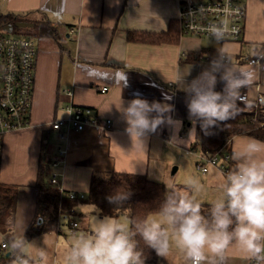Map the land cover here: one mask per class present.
<instances>
[{"label":"crops","instance_id":"1","mask_svg":"<svg viewBox=\"0 0 264 264\" xmlns=\"http://www.w3.org/2000/svg\"><path fill=\"white\" fill-rule=\"evenodd\" d=\"M177 12L176 0H0V16L43 19L54 25L58 34V39L40 37L35 41L37 55L30 125L24 130L9 132L3 138L0 185L15 188L16 199L12 217L0 226V255L9 250V247L1 249L2 243L9 245L8 236L21 234V211L25 217L23 235L34 216L40 158H43L41 163L47 165L43 180L48 185L49 173L53 170L48 164L60 161L54 170L66 194L76 192L87 196L91 177L111 172L143 174L149 180L164 185L171 182L183 189L180 181L172 178L180 170L179 157L192 159V155L197 157L199 152L191 149L195 138L189 140V130L193 125L188 117L186 93L177 84L176 76L187 74L185 82H190L208 66L216 50L223 49L233 67L254 73L252 84L241 90L249 102L253 103L259 95L264 97V0H247L243 35L237 42L225 41L204 47L200 42L204 38L181 36L180 32L176 44H148L127 39L128 32L166 31L171 21L177 22ZM194 52L204 54L197 61H192L191 56L186 61L187 54ZM259 52L263 54L259 64L245 61V57L254 58ZM103 87L107 88L105 93L100 91ZM222 87L218 79L215 90L221 91ZM134 98L173 106L172 112L167 114L173 123L149 133L144 140V150L136 143V137L131 138L125 131L127 125L117 110L120 101L127 106ZM69 104L92 108L100 121L108 119L112 127L105 132L91 127L80 132L64 128V138L60 139L50 128V122L66 118L65 108ZM248 139L252 138H232L227 151L231 155L237 144ZM59 148L65 151L63 158L58 156ZM230 163L232 169L233 161ZM172 165H176L173 174L170 173ZM209 172L201 173L203 191L196 194L197 199L206 204L216 197L215 186L219 176L223 177L214 168ZM73 210L74 213L64 219L66 223L61 221L57 231L28 240L47 249L49 264H62L57 253L59 250L64 253L72 238L61 235L76 232L69 234L63 224L76 218L77 229L87 232L91 216L98 214L94 207L84 204ZM26 251L35 254L31 247ZM228 256V264H253L242 259L235 249H229ZM154 264H183V260L173 251L166 259L157 256Z\"/></svg>","mask_w":264,"mask_h":264},{"label":"clouds","instance_id":"2","mask_svg":"<svg viewBox=\"0 0 264 264\" xmlns=\"http://www.w3.org/2000/svg\"><path fill=\"white\" fill-rule=\"evenodd\" d=\"M207 32L211 42H224L228 21L210 24ZM216 53L190 82H185L187 74L176 76L177 84L186 93L188 117L193 125L189 140L196 138L197 123L205 135H211L213 128L234 119L240 111L238 101L243 99L241 90L254 79L250 69L233 67L223 49ZM218 79L223 83L221 91L215 90ZM117 110L127 125L125 131L131 138L136 137L142 150L149 133L173 123L167 115L173 106L168 103L134 98L127 106L120 101ZM231 160L234 167L215 186L216 197L207 214L197 199L196 194L203 191L198 179L187 178L183 189L170 182L165 184L163 199L153 215L130 219L128 223L113 216L93 215L89 230L73 235L62 264H145L139 241L165 259L175 251L183 264H228L229 249H235L242 259L253 264H264V141L252 138L237 144ZM130 195L117 191L106 199L111 205L123 206ZM21 214V234L8 245L12 264H49L47 249L24 238L25 217L22 211ZM28 247L34 249V255L26 251Z\"/></svg>","mask_w":264,"mask_h":264},{"label":"trees","instance_id":"3","mask_svg":"<svg viewBox=\"0 0 264 264\" xmlns=\"http://www.w3.org/2000/svg\"><path fill=\"white\" fill-rule=\"evenodd\" d=\"M28 21L33 23L37 28V36L53 37L58 39L57 29L48 21H34L18 16L4 15L0 16V24L3 26L14 25L19 21ZM16 29L13 27V30ZM127 39L148 44H176L179 40L178 23L173 20L169 23L166 31L162 32H128ZM203 52L188 53L186 61L191 56L192 61H197L203 56ZM209 54V53H208ZM239 114L225 124H221L219 128H213V134L205 135L199 124L195 126L196 138L191 149H196L200 153L214 154L226 141H231L236 136H247L256 140L264 141V113L254 109V104L248 102L246 104L239 103ZM250 109L251 112L244 111ZM43 158H40L38 167V178L36 188L38 195L36 199V208L34 216L24 233V238L29 239L48 232H55L60 227L61 221L68 219L71 214L70 210L75 206L84 204L92 205L98 214L101 216L108 215L118 218L125 216L128 221L140 219L155 212L159 208V204L165 193V185L160 182L149 180L143 174H125L111 172L104 176L94 175L91 177L89 189L85 199H69L67 194L60 192L46 184L43 180L47 165L41 163ZM50 168V162L48 164ZM177 188H180L177 186ZM117 191H127L131 193L130 198L123 206H114L108 203L106 197L114 194ZM16 199L15 188L0 185V226H4L7 218H11L14 202ZM209 204L202 203V211L207 214ZM38 217L42 219H38ZM69 224V221H67ZM8 241L14 237L9 235ZM139 240V238L137 237ZM139 247L142 249L146 257L145 264H154L157 260L155 252L139 241ZM0 264H12V257L9 250L0 255Z\"/></svg>","mask_w":264,"mask_h":264},{"label":"built area","instance_id":"4","mask_svg":"<svg viewBox=\"0 0 264 264\" xmlns=\"http://www.w3.org/2000/svg\"><path fill=\"white\" fill-rule=\"evenodd\" d=\"M246 2L247 0H176L178 8L176 19L179 32L181 36L210 39L207 27L226 19L228 34L225 41H240L246 18ZM71 32L73 31L71 30ZM11 33H8L0 24V159L4 135L24 130L30 125L29 118L34 90L37 45L29 37ZM262 57V52H259L254 58L245 57V61L248 64L257 65ZM100 91L105 93L107 88L103 87ZM68 94L70 95V92ZM241 96L243 99L238 103L249 102L246 94L241 93ZM253 104L255 110L264 113V97L262 95L257 96ZM65 109L68 112L66 118L50 122V128L57 132L60 139L64 138L62 132L64 128L80 132L91 127L105 132L112 127L110 120L100 121L90 107L69 104ZM244 111L251 112L250 109ZM229 144V140L224 142L214 154L199 153L196 169L202 174L207 173L210 167L223 175L231 171V155L227 151ZM57 153L59 157L63 158L65 151L59 148ZM59 162L58 160L51 162L53 170L49 173L48 182L51 187L63 194L58 181V173L54 170ZM67 196L71 200L85 199L86 197V195L76 192H68ZM70 212L73 214L74 210L71 209ZM68 225V232L71 234L78 228V223L74 219L70 220ZM7 247L8 244H1V249Z\"/></svg>","mask_w":264,"mask_h":264},{"label":"rangeland","instance_id":"5","mask_svg":"<svg viewBox=\"0 0 264 264\" xmlns=\"http://www.w3.org/2000/svg\"><path fill=\"white\" fill-rule=\"evenodd\" d=\"M36 32H37V28L36 27H31V28H16V29H14L13 31H12V33L11 34H13V35H22V36H25V37H29V38H31V39H33L34 41H36L37 42V38H40L39 36H37V34H36ZM201 45L202 46H204V47H206V46H210V45H213L214 44V42H211L210 41V39H207V38H204V39H202L201 41ZM198 151V150H197ZM199 152V151H198ZM200 153V152H199ZM198 153V154H199ZM189 157L188 156H185V157H183V156H180L179 157V160L181 161V167H180V170H179V172H178V174L177 175H173L172 176V178H174V179H176V180H178V181H180V183H181V185H183L184 186V181L187 179V178H189V177H193V178H196V179H198L200 182H202L203 181V175L201 174V172L199 171V170H197L196 169V162H197V157H195L194 155H192V159L190 158V159H188ZM174 167H176V165H172L171 166V169H170V173L172 172V169L174 168ZM210 169L212 170V167H210L209 168V171H210ZM208 171V172H209ZM207 172V173H208ZM206 174V173H205ZM209 174H211L210 172L208 173V175H206V179L207 178H209V177H207V176H209ZM217 176H219V175H217ZM223 177L221 176H219V181L222 179ZM85 206H90V207H93L92 205H85ZM94 212V211H93ZM151 215H153V214H151ZM91 216V215H90ZM93 216V215H92ZM91 216V217H92ZM117 220H119L121 223H128V219L125 217V216H120V217H118L117 218ZM64 220H62V222H63ZM75 221L77 222V220H76V218H75ZM65 222V221H64ZM66 223V222H65ZM63 224L64 226H63V228H64V230H66V229H68L69 228V226H68V223L67 224ZM78 223V222H77ZM79 225V224H78ZM77 231H79V232H77ZM77 232V233H76ZM76 232L74 233V234H79V233H81V232H84V231H80V230H76ZM69 234H70V232H68ZM74 234H72V235H66V234H64V235H61V236H63V238H64V236H66L68 239L69 238H72L73 237V235ZM57 255L60 257V258H62L63 257V253L59 250L58 251V253H57Z\"/></svg>","mask_w":264,"mask_h":264},{"label":"water","instance_id":"6","mask_svg":"<svg viewBox=\"0 0 264 264\" xmlns=\"http://www.w3.org/2000/svg\"><path fill=\"white\" fill-rule=\"evenodd\" d=\"M33 26H34L33 23L26 22V21H19V22H16L14 25H11V24L5 25V26H4V29H5L8 33H10V32H12L13 27H15V28H31V27H33ZM174 171H175V168L172 169V172H171V173L173 174Z\"/></svg>","mask_w":264,"mask_h":264},{"label":"bare ground","instance_id":"7","mask_svg":"<svg viewBox=\"0 0 264 264\" xmlns=\"http://www.w3.org/2000/svg\"><path fill=\"white\" fill-rule=\"evenodd\" d=\"M84 200V199H83Z\"/></svg>","mask_w":264,"mask_h":264}]
</instances>
